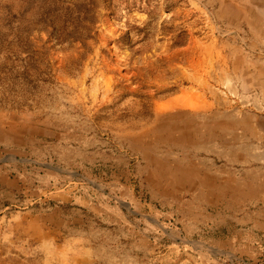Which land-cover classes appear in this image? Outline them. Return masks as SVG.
Returning a JSON list of instances; mask_svg holds the SVG:
<instances>
[{"label":"rangeland","instance_id":"1","mask_svg":"<svg viewBox=\"0 0 264 264\" xmlns=\"http://www.w3.org/2000/svg\"><path fill=\"white\" fill-rule=\"evenodd\" d=\"M94 263L264 264V0H0V264Z\"/></svg>","mask_w":264,"mask_h":264},{"label":"crops","instance_id":"2","mask_svg":"<svg viewBox=\"0 0 264 264\" xmlns=\"http://www.w3.org/2000/svg\"><path fill=\"white\" fill-rule=\"evenodd\" d=\"M117 225H120V221L117 222ZM95 264V263H94Z\"/></svg>","mask_w":264,"mask_h":264},{"label":"bare ground","instance_id":"3","mask_svg":"<svg viewBox=\"0 0 264 264\" xmlns=\"http://www.w3.org/2000/svg\"><path fill=\"white\" fill-rule=\"evenodd\" d=\"M193 131H195V130H193Z\"/></svg>","mask_w":264,"mask_h":264}]
</instances>
